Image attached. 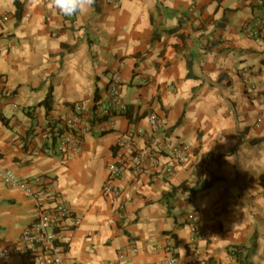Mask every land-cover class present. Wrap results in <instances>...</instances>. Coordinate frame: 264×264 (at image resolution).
I'll list each match as a JSON object with an SVG mask.
<instances>
[{"label": "crops", "instance_id": "1", "mask_svg": "<svg viewBox=\"0 0 264 264\" xmlns=\"http://www.w3.org/2000/svg\"><path fill=\"white\" fill-rule=\"evenodd\" d=\"M48 2L0 0V163L24 183L41 179L80 219L68 222V260L238 264L230 252L239 247L249 264H264V28L246 32L264 17V0H95L75 17ZM115 73L131 120L96 118ZM50 94V109L40 107ZM74 105L91 109L83 150L44 155ZM130 132L138 150L187 145L190 158L168 176L165 152L160 171H127L114 182L119 196L106 195ZM194 212L207 242H192ZM39 216L35 201L0 181V264H31L2 252ZM168 245L171 253L153 250Z\"/></svg>", "mask_w": 264, "mask_h": 264}, {"label": "built area", "instance_id": "2", "mask_svg": "<svg viewBox=\"0 0 264 264\" xmlns=\"http://www.w3.org/2000/svg\"><path fill=\"white\" fill-rule=\"evenodd\" d=\"M261 2L259 1V3ZM262 28H264V17L260 16L246 27V32L254 35ZM4 94H8V91H6L5 87H0V97ZM108 95V106L104 108L100 107L96 113V118L97 116H101L109 119L127 110V105L122 96L120 75L118 73L112 76ZM15 107L17 106L15 105ZM89 111L91 109H87L83 105H74L71 107L69 115L62 125L63 132L61 135H57V144L45 149L43 154L46 156L54 154L68 157L70 154L80 153L83 150L84 137L91 131L90 124L85 123L83 120V117ZM150 123L153 130L160 132L161 125L156 116L151 117ZM138 133L141 134V132ZM136 135L138 134L134 132L128 133L127 139L129 142L125 150L116 154L114 163L109 166L104 187L106 195L119 196L114 182L121 178L127 171L134 170L140 172L148 166L156 172L160 171L161 165L158 159L165 152H169L171 155V160L164 169V172L168 176L173 175L178 165L186 162L190 158L192 151L191 147L187 145L173 146L170 143L159 145L157 141L155 142L156 148L154 149L146 148L138 150L133 146ZM35 155H38V152ZM212 159L215 160L213 157H208L207 161H212ZM0 181L9 188L22 190L26 197L35 201L40 210L39 219L23 232L20 243L12 249H5L2 255L6 257L11 254H19L31 264H72L67 258L70 240L67 239L65 233L68 232L69 221L73 219L72 228H77L81 225L80 219H74L71 210L64 202L61 200H53V197L48 194L39 178L32 185L24 183L13 171L7 169L0 163ZM188 222L191 224L194 236L192 242H207L208 237H206L200 227L199 213L194 212L190 214L188 216ZM161 249L171 253L172 246L157 247L153 250L158 251ZM135 252H138V250ZM119 258L124 260L126 256L122 254ZM165 264H179V261L173 256ZM197 264H206V262L200 260Z\"/></svg>", "mask_w": 264, "mask_h": 264}, {"label": "trees", "instance_id": "3", "mask_svg": "<svg viewBox=\"0 0 264 264\" xmlns=\"http://www.w3.org/2000/svg\"><path fill=\"white\" fill-rule=\"evenodd\" d=\"M16 4H17V7H18V13H17L18 18L21 19L23 8H22L20 2L16 1ZM190 68H191V65H190ZM190 77H191V75H190ZM51 98H52V95L50 94L46 98V100L43 103H41L39 106L40 107L45 106L49 110L50 109V105H51ZM97 101H99V95H98V93H96V102ZM95 109H96V106H95ZM127 110H126V112L121 113V114H123L124 116H126L128 119L131 120V117H130V109H127ZM54 129H56V125H55ZM62 132L63 131H62V128H61L57 132H55V135L53 134V137H52L53 138V146H55L57 144V139H58V136L57 135H61ZM215 181H217V180L215 179ZM215 181H212L210 183H208V182L207 183H203L201 185V189L203 190V189H209V188H211L213 182H215ZM262 182H263V180H262ZM183 189L185 191L188 190V188L185 187V186L183 187ZM197 190L198 189H193L192 191H193V193H196ZM230 254H231L232 257H234L237 260L238 264H249L248 261H247L248 255L247 254H244V248H239V247L237 248V247H235L233 249V251L230 252Z\"/></svg>", "mask_w": 264, "mask_h": 264}, {"label": "clouds", "instance_id": "4", "mask_svg": "<svg viewBox=\"0 0 264 264\" xmlns=\"http://www.w3.org/2000/svg\"><path fill=\"white\" fill-rule=\"evenodd\" d=\"M95 0H49L48 7L65 17H75L89 11Z\"/></svg>", "mask_w": 264, "mask_h": 264}]
</instances>
